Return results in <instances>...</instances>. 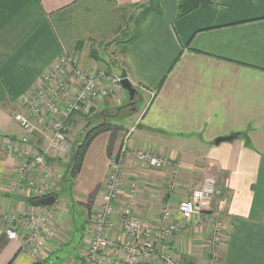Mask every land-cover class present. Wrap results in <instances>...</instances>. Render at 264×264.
Wrapping results in <instances>:
<instances>
[{
    "label": "crops",
    "instance_id": "crops-1",
    "mask_svg": "<svg viewBox=\"0 0 264 264\" xmlns=\"http://www.w3.org/2000/svg\"><path fill=\"white\" fill-rule=\"evenodd\" d=\"M84 1L0 0V264L38 260L88 264L85 236L104 193L110 157L122 145L129 151L146 149L166 156L171 165L152 168L126 153L115 214L130 203L144 224L156 227L164 206L176 209L207 177H214L219 193L213 207L191 220H180L182 228L171 237L173 255L181 264H206L213 249V224L220 216L224 227L217 247L219 264H264V0H211L184 16L178 14L179 0H162L161 13L146 17L140 37L129 46L120 66L94 57L87 48L82 51L77 58L80 67L89 71L101 67L117 75L124 70L146 104L136 127L117 123L121 129L104 131L92 140L72 186L76 193L72 202L61 198L66 199L63 206L54 204L51 227L56 234L44 249L24 251L28 230L14 223L18 237L8 236L9 223L1 216L25 215L45 206L32 203L27 193L16 189L18 158L5 151L3 143L23 135L13 117L21 97L38 89L63 57H74L53 14L67 7L71 11ZM110 1L123 13L149 0ZM62 70L72 73L71 66ZM69 84L75 90L78 80L69 79ZM127 99L126 91L118 93L74 113L68 124L83 132L87 118L93 116V121L102 114L99 124L107 126L106 116L113 117V109ZM137 102L125 115L139 112ZM229 135L234 139L216 144L218 137ZM36 137L39 147L46 149V137L40 133ZM64 156L66 152L58 157ZM47 157L65 176L62 160L53 153ZM173 167L179 171L176 178ZM78 204L88 210L81 241L74 253L64 254L66 245L73 243L76 224V213L68 210L74 213ZM119 233L110 231V236L124 240ZM119 255L123 258L126 252Z\"/></svg>",
    "mask_w": 264,
    "mask_h": 264
},
{
    "label": "built area",
    "instance_id": "built-area-1",
    "mask_svg": "<svg viewBox=\"0 0 264 264\" xmlns=\"http://www.w3.org/2000/svg\"><path fill=\"white\" fill-rule=\"evenodd\" d=\"M76 58L63 57L55 69L48 73L38 89L25 93L20 99V107L14 113L23 135L4 141L5 151L18 158L16 189L38 199L61 192L62 174L54 161L48 160V153L58 159L61 153L68 151V122L74 113L90 109L97 102L117 96L126 91L122 77L98 67L89 71L74 67ZM64 66H71L72 73H62ZM69 79L78 80L75 90ZM127 132V136L131 134ZM37 133L48 140L46 149L39 147ZM132 153L142 164L164 169L171 165L168 157L156 155L146 149H129L122 145L120 150L110 157L109 173L102 195L89 230L86 233L88 264H181L173 255L171 237L182 228V221L191 220L195 215L204 213L213 207V201L219 193V183L214 177H207L203 184L193 189L190 195L180 201L176 209L164 206L162 216L156 227L144 224L127 204L115 214L116 201L122 180V170L126 153ZM58 162L57 160H55ZM178 168H172L174 178ZM228 179H226L227 183ZM57 196V195H56ZM58 198V197H57ZM55 219V208L45 206L44 210H35L25 215H3L1 220L8 221V236L18 237L17 228H26L27 240L24 251L40 252L45 248L48 238L56 233L51 225ZM224 227L223 218L218 216L213 224L211 256L206 264H219L218 244ZM111 232H120L110 236ZM126 252L121 258L120 251Z\"/></svg>",
    "mask_w": 264,
    "mask_h": 264
},
{
    "label": "rangeland",
    "instance_id": "rangeland-1",
    "mask_svg": "<svg viewBox=\"0 0 264 264\" xmlns=\"http://www.w3.org/2000/svg\"><path fill=\"white\" fill-rule=\"evenodd\" d=\"M140 11L141 9H139L138 6H134L122 13V11H120L118 8H115L114 5L111 4L110 0H86L81 2L78 7L69 11V20L65 23L64 27L65 32H60V35L62 40L65 42L66 47L70 49L69 51L74 53L73 58H80L81 52H86L85 49L87 48L88 53L89 51L91 52L94 50L98 54L97 58H101V56L106 57L111 65L118 67L124 59V49L128 45V40L133 34L127 31V26L129 25L131 28L135 26L134 19L138 16ZM121 14L124 17V22ZM130 21H132V24ZM110 23V26L105 27ZM79 43H82L83 45L81 49L76 47V45ZM88 45H90V47H88ZM78 63L79 61L74 62V67L78 66ZM126 93L128 92L126 91ZM137 100L138 102L135 107L139 108V112H137L136 115L133 117L125 115L130 113L133 107L132 105L127 106V103L129 102V99H127L124 103H121L120 108L116 107L113 109V115H111L113 117L110 118V116H106L107 118L105 123H107V126L112 128V130L121 129L114 126L118 124H122L129 129L132 126L136 127L137 117L140 115L146 104V99L142 101L140 100V97H138ZM93 115H96V113ZM101 115L94 117L89 127L91 125L99 123L101 124L102 117H104ZM91 117L93 118V116ZM82 129L83 128L74 126L73 123L68 124L67 142H70V144L68 143V151L66 152V156L58 158L59 160H62L63 169H65L64 172H66V166L71 159V145L73 146L75 143L81 142L83 139L84 133L81 132ZM61 189L62 190L59 194V199L56 204L63 206L66 202V199L61 198H67L69 203L72 202V198L76 193L72 192L71 185L68 181H66V179H64V176L63 181L61 182ZM228 195L229 193L227 191V193L224 194V197L228 199ZM75 210L76 211L74 213L71 208L68 210L69 212L71 211V214L76 213V224L74 226V231L71 234L73 243L71 245H66L67 252L65 251L64 254H67L68 252L74 253L76 247L79 246L82 236L81 226L87 218L86 215L88 214V210H83L79 204L76 206ZM64 254L60 253L61 256Z\"/></svg>",
    "mask_w": 264,
    "mask_h": 264
},
{
    "label": "trees",
    "instance_id": "trees-1",
    "mask_svg": "<svg viewBox=\"0 0 264 264\" xmlns=\"http://www.w3.org/2000/svg\"><path fill=\"white\" fill-rule=\"evenodd\" d=\"M161 2L162 0H149L145 3H141L138 4L136 6L139 7V9H141V11L139 12L138 16L134 19V27H130L129 25L127 26V31H129L132 34V37H130V39L128 40V45L126 46V48L124 49V54H126L127 49L129 48V46L136 41L140 35H141V26L143 21L146 19V17L151 14L152 12H158L161 13L162 9H161ZM211 2V0H179V5H178V14L179 16H184L192 11H194L195 9H197L201 4L204 3H209ZM71 8L67 7L64 8L56 13L53 14L54 17V24L58 30V32H65L64 31V27H65V23L69 20V11ZM61 36V35H60ZM77 47L78 49H81V47L83 46L82 43H79ZM92 55L94 57H98L97 52H95L94 50H92ZM110 72V69H108ZM122 70V69H121ZM120 76L122 78H126V74L125 71L122 70ZM164 79L161 81L159 87L162 86ZM129 95V94H128ZM87 125L91 124L92 118L89 117L87 118ZM87 127V129L83 132V139L81 140V142L75 143L73 145V149H72V153H71V161L68 162L67 168H66V174L64 176V179H66V181L69 182V184L72 186H74V182L78 176V174L80 173L81 169H82V165L85 159V155L86 152L88 150V147L90 146L92 140L99 134H101L104 131H109L112 128L106 126V124L100 125V124H95V125H91L90 127ZM117 128H122L121 125H114ZM238 135H244V137H246L245 134L242 133H238ZM111 153V151L109 152V154ZM70 165V168H68ZM60 193H57V197H59ZM39 199L37 197H30V201L32 203H36ZM47 262V260L45 261ZM48 263V262H47Z\"/></svg>",
    "mask_w": 264,
    "mask_h": 264
},
{
    "label": "water",
    "instance_id": "water-1",
    "mask_svg": "<svg viewBox=\"0 0 264 264\" xmlns=\"http://www.w3.org/2000/svg\"><path fill=\"white\" fill-rule=\"evenodd\" d=\"M122 84H123V87L126 89V91L129 94V101L135 102L137 97H139L138 89L132 84V82L127 77L122 79ZM88 125H86L83 132L87 129ZM234 137H235L234 135L218 137L215 142H216V144H220L221 142L232 140V139H234ZM68 168H70V165ZM56 201H57V196L56 195H50L48 197H44V198L39 199L36 202V205L52 206L56 203ZM34 264H49V263L42 261V260H38Z\"/></svg>",
    "mask_w": 264,
    "mask_h": 264
},
{
    "label": "flooded vegetation",
    "instance_id": "flooded-vegetation-1",
    "mask_svg": "<svg viewBox=\"0 0 264 264\" xmlns=\"http://www.w3.org/2000/svg\"><path fill=\"white\" fill-rule=\"evenodd\" d=\"M137 99H138V97H137ZM137 99H136V101H137ZM136 101H135V102L129 101V102L127 103V106H131V105L135 104Z\"/></svg>",
    "mask_w": 264,
    "mask_h": 264
}]
</instances>
